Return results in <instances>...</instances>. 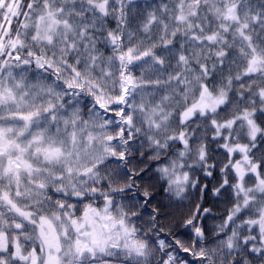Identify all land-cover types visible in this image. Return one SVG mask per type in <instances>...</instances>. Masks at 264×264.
<instances>
[{
  "label": "snow or ice",
  "instance_id": "6c2138e0",
  "mask_svg": "<svg viewBox=\"0 0 264 264\" xmlns=\"http://www.w3.org/2000/svg\"><path fill=\"white\" fill-rule=\"evenodd\" d=\"M0 264H264V0H0Z\"/></svg>",
  "mask_w": 264,
  "mask_h": 264
},
{
  "label": "trees",
  "instance_id": "16d2710c",
  "mask_svg": "<svg viewBox=\"0 0 264 264\" xmlns=\"http://www.w3.org/2000/svg\"><path fill=\"white\" fill-rule=\"evenodd\" d=\"M196 175L199 176L200 180H201L203 183H207V184H209V187H211L213 184H216V183H217L218 174H217V179H212V178L204 177L201 173H198V172L196 173ZM198 196H199V193H197L195 190H190V198H191L192 200H195ZM207 200H208V205H209V206L219 207V208H221V209H223V207H224V205L218 203L217 198L211 196L210 193H209L208 196H207ZM185 203H187V201H186ZM217 223H219V219H216V220L209 219V220L207 221V225H208L209 227H212V226H214V225L217 224ZM189 259H190V258H189Z\"/></svg>",
  "mask_w": 264,
  "mask_h": 264
}]
</instances>
